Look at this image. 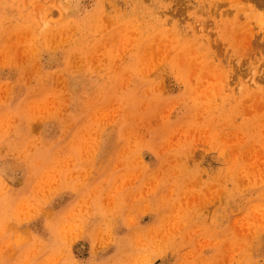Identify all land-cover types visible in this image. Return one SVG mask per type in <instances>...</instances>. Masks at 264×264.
I'll use <instances>...</instances> for the list:
<instances>
[{
    "label": "rangeland",
    "instance_id": "374dc122",
    "mask_svg": "<svg viewBox=\"0 0 264 264\" xmlns=\"http://www.w3.org/2000/svg\"><path fill=\"white\" fill-rule=\"evenodd\" d=\"M253 1L0 0V264H264Z\"/></svg>",
    "mask_w": 264,
    "mask_h": 264
},
{
    "label": "bare ground",
    "instance_id": "6f19581e",
    "mask_svg": "<svg viewBox=\"0 0 264 264\" xmlns=\"http://www.w3.org/2000/svg\"><path fill=\"white\" fill-rule=\"evenodd\" d=\"M253 2H256L257 3V5L259 6V7H261V8H264V0H255V1H253ZM217 12V11H216ZM215 14V13H214ZM239 19V18H238ZM259 20V30H260V32L263 34V36H264V17H262V19L260 18V19H258ZM201 31V30H200ZM226 32V31H225ZM254 32V31H253ZM206 33H208V32H206ZM224 33V32H223ZM228 33H230V32H228ZM261 33H260V35H261ZM210 34H212V32L210 33ZM209 34V35H210ZM236 34V33H235ZM259 34H258V36H260ZM254 36H256L255 34H253L252 36H251V40H253L254 39ZM247 37H249V36H247ZM257 37V36H256ZM260 37H262V35L260 36ZM204 38V37H203ZM262 38H264V37H262ZM256 39V38H255ZM261 39V38H260ZM249 40V39H248ZM250 40V41H251ZM253 43H255V41L253 40ZM256 44L258 45V47L259 46H261V49H263L262 48V46H264V39H261L260 40V42L257 40L256 41ZM260 49V48H259ZM262 51V50H261ZM263 53H264V50H263ZM252 83L253 84H256V82H255V80H253L252 81Z\"/></svg>",
    "mask_w": 264,
    "mask_h": 264
}]
</instances>
